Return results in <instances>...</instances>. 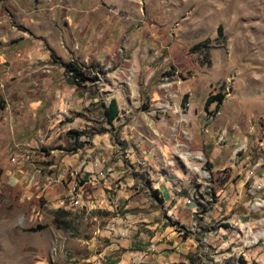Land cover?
I'll use <instances>...</instances> for the list:
<instances>
[{
	"label": "rangeland",
	"instance_id": "374dc122",
	"mask_svg": "<svg viewBox=\"0 0 264 264\" xmlns=\"http://www.w3.org/2000/svg\"><path fill=\"white\" fill-rule=\"evenodd\" d=\"M0 264H264V0H0Z\"/></svg>",
	"mask_w": 264,
	"mask_h": 264
},
{
	"label": "trees",
	"instance_id": "16d2710c",
	"mask_svg": "<svg viewBox=\"0 0 264 264\" xmlns=\"http://www.w3.org/2000/svg\"><path fill=\"white\" fill-rule=\"evenodd\" d=\"M221 31H222V27L219 25L218 26L219 34H221ZM67 70L68 71H74V75H73L74 77L75 76H82L81 71H79V69L73 63L67 64ZM223 98H224V94L222 92H217L213 95L208 96L206 101H205V108H207L212 102H215L216 106L218 107L219 104L222 102ZM104 114L107 117L108 121H111L117 117L118 107H117V103H116L115 99L110 100L109 105L104 110ZM81 146H82V143H76L75 147L72 150L76 151ZM60 211H62V209Z\"/></svg>",
	"mask_w": 264,
	"mask_h": 264
},
{
	"label": "built area",
	"instance_id": "2783aa9c",
	"mask_svg": "<svg viewBox=\"0 0 264 264\" xmlns=\"http://www.w3.org/2000/svg\"><path fill=\"white\" fill-rule=\"evenodd\" d=\"M252 174H253V171H252ZM257 185H259V186L261 187V185H263V184H259V183H258ZM74 201H75V200H73V202H74Z\"/></svg>",
	"mask_w": 264,
	"mask_h": 264
}]
</instances>
